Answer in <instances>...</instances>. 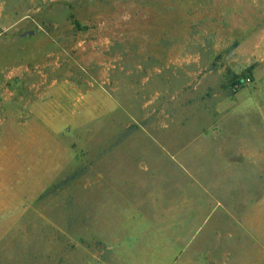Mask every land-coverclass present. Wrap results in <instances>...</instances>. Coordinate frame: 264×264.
Listing matches in <instances>:
<instances>
[{
    "label": "rangeland",
    "instance_id": "obj_1",
    "mask_svg": "<svg viewBox=\"0 0 264 264\" xmlns=\"http://www.w3.org/2000/svg\"><path fill=\"white\" fill-rule=\"evenodd\" d=\"M153 249L264 264V0H0V264Z\"/></svg>",
    "mask_w": 264,
    "mask_h": 264
},
{
    "label": "crops",
    "instance_id": "obj_2",
    "mask_svg": "<svg viewBox=\"0 0 264 264\" xmlns=\"http://www.w3.org/2000/svg\"><path fill=\"white\" fill-rule=\"evenodd\" d=\"M154 245L156 244H153L152 248L154 247ZM153 256L151 259H149V263L148 264H160V260L157 256V251L155 249H153Z\"/></svg>",
    "mask_w": 264,
    "mask_h": 264
}]
</instances>
